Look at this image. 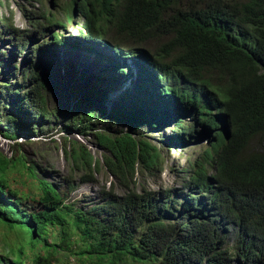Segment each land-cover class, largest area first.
I'll return each instance as SVG.
<instances>
[{"label": "trees", "instance_id": "obj_1", "mask_svg": "<svg viewBox=\"0 0 264 264\" xmlns=\"http://www.w3.org/2000/svg\"><path fill=\"white\" fill-rule=\"evenodd\" d=\"M61 10L63 19L52 11L40 13L32 21L35 30L43 35L49 25L59 28L55 42L66 43L59 30L79 11L81 35L105 44L113 55L135 58L140 70L133 109L117 108L105 116L103 99L112 84L106 69V78L97 79L106 90H89L72 124L86 132L105 122L95 132L107 151L102 164L124 192H111L92 208L78 207L52 183L37 179L33 165L27 181L38 191L22 192L10 172L27 166L24 157L0 152V219L29 224L33 231L29 243L0 234L14 244L0 252V264H65L64 259L75 264L71 256L79 264H235L236 259L264 264V0H66ZM2 22L13 26L10 17ZM87 49L101 58L97 47ZM110 61L116 75L128 71L114 56ZM124 77L114 79L116 85ZM48 85L39 64L17 105L0 97V112L9 108V122L19 126L27 117L47 118ZM2 92L12 97L18 91L7 86ZM176 115L171 123L184 139L199 125L215 140L184 169L181 187L157 191L133 182L137 172L162 170L161 149L116 126L158 128ZM0 133L18 137L6 126ZM66 153L80 169L99 170L101 161L84 147L72 145Z\"/></svg>", "mask_w": 264, "mask_h": 264}, {"label": "rangeland", "instance_id": "obj_2", "mask_svg": "<svg viewBox=\"0 0 264 264\" xmlns=\"http://www.w3.org/2000/svg\"><path fill=\"white\" fill-rule=\"evenodd\" d=\"M65 1L0 0V97L9 104L17 105L20 95L32 86V72L39 64H42L49 77V85L45 94L48 110L51 113L50 116L42 119L27 117L23 125L19 126L9 122L8 116L11 112L8 110L9 108L2 109L0 127L6 126L7 129L16 131L18 138H7L0 133V152L7 157L19 154L24 157L27 166L22 165L19 168L20 171L10 172V181L22 192L27 189L38 191L33 182L27 181L31 173L28 167L33 165L37 179L49 181L66 197L68 202L87 209L104 203L111 192L123 193L124 188L102 164L107 151L97 142L95 132L97 129L101 130V127L105 126V122L99 121L96 124H91L90 128L84 130L86 132H81L72 126L75 122L76 109L82 105L81 102L89 90L96 89L99 92L106 90L105 86L101 87L97 82L100 75L106 78L107 75L102 73L106 69H109L112 84L108 87L110 90L106 91L103 99L105 116L111 115L117 108L123 111L133 109L137 103L136 76L127 80L126 84L129 87L125 83L119 85L120 87L124 86L123 88L116 85L114 79L123 76L118 73L116 75V72L112 70L113 65L110 58L114 56L116 61L124 63L126 55L123 53L113 55L114 52L105 44L95 43L85 32L81 35L79 25L82 26L84 20L79 11L75 12L74 21L59 30L67 40L66 43L55 42L53 35L59 28L49 25L43 35L35 30L32 21L39 17L44 10L47 13L52 11L60 19H63L61 5ZM9 17L13 26L6 27L2 19ZM26 35L28 44L21 49L20 41ZM115 37L121 38L116 34ZM74 43H80V46L74 48ZM90 45L97 47L101 58L94 51L87 49ZM81 51L91 55L94 71L90 75L81 74L78 66L75 65L76 54ZM77 59H80V65L82 58L77 57ZM129 59L134 60L135 58L131 57L127 60ZM153 71L158 72L155 69ZM133 75H136L135 71H133ZM7 86L18 92L12 97L4 94L2 90ZM111 92L116 94L114 100H111ZM109 100L112 101L110 104H108ZM85 107L83 105L82 109ZM142 107L147 108L148 105H142ZM100 111L102 110L100 109ZM178 118V115L169 118L158 128L152 127L150 124L138 128L135 124L128 122L116 126L119 131L126 130L136 135H142L161 149L164 160L162 170L152 175L148 174L146 170L143 174L137 172L133 182L145 184L157 191L181 187L183 177H185L184 169L200 156L207 145L215 140L211 137V133H213L211 130L206 131L199 125L191 139H184L178 128L175 129L176 124L171 123V119ZM184 121L192 123L193 119L186 117ZM72 145L84 147L92 153L94 160H100L99 170L94 166L87 170L77 167L73 158L66 153V151H70ZM252 147H258V143L254 142ZM32 232L29 224L0 219V234L10 242L18 240L29 243L33 239ZM232 235L230 247L236 254L237 249L233 248L236 237L234 233ZM6 240H2L0 236V252L14 245ZM69 260L75 264L81 262L74 256H71ZM63 263L67 264L68 259H64ZM235 264H239L237 259Z\"/></svg>", "mask_w": 264, "mask_h": 264}, {"label": "bare ground", "instance_id": "obj_3", "mask_svg": "<svg viewBox=\"0 0 264 264\" xmlns=\"http://www.w3.org/2000/svg\"><path fill=\"white\" fill-rule=\"evenodd\" d=\"M77 57H81L82 59H81V62H80V65H79V60L80 59H77ZM76 61H75V65L76 66H78L77 68L79 69V72L81 73V74H86V75H90V73L92 72V71H94L93 70V65H92V59H91V55H89L87 52H85V51H81V52H77V54H76ZM98 64V63H97ZM99 66V65H98ZM97 66V67H98ZM100 69V68H99ZM105 70H103V72H104ZM102 72V73H103ZM124 76V75H123ZM94 78V77H93ZM123 78H121L120 80H122ZM89 81V80H88ZM127 87H129L128 86V84H127ZM111 100H114L115 99V97H116V94L114 93V92H111ZM111 100H109V102H108V104H110L112 101ZM109 106V105H108ZM110 107H111V105H110Z\"/></svg>", "mask_w": 264, "mask_h": 264}, {"label": "clouds", "instance_id": "obj_4", "mask_svg": "<svg viewBox=\"0 0 264 264\" xmlns=\"http://www.w3.org/2000/svg\"><path fill=\"white\" fill-rule=\"evenodd\" d=\"M86 51H88V50H86ZM128 58H126V61L124 62V63H121V62H118L119 63V65L121 64V66L123 67V68H125L126 70L128 69V71H126L125 73H124V78H123V80L118 84V86L119 85H124V83L126 84L127 83V80L128 79H130L131 77H133V76H136V82L138 81V76H139V73H140V70H139V68H138V66L136 65V62L133 60V59H129V60H127ZM127 61H130V62H127ZM137 69H138V73H137ZM133 71H135L136 72V75H133ZM101 76V75H100ZM99 76V77H100ZM98 77V78H99ZM134 83H135V80L133 81ZM127 85V84H126ZM120 87V86H119ZM124 86H121L120 88H123ZM115 92H116V90H115ZM119 96V95H118ZM211 136H212V133H211ZM18 138V137H17ZM208 146V145H207ZM182 186V185H181ZM179 188V187H178Z\"/></svg>", "mask_w": 264, "mask_h": 264}]
</instances>
